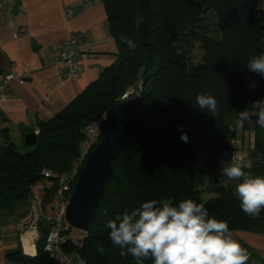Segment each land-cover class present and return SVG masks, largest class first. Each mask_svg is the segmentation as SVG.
<instances>
[{"label":"trees","instance_id":"1","mask_svg":"<svg viewBox=\"0 0 264 264\" xmlns=\"http://www.w3.org/2000/svg\"><path fill=\"white\" fill-rule=\"evenodd\" d=\"M103 3L117 45L116 61L63 111L39 121L38 142L31 150L19 152L10 142L0 147V216L21 217L30 197L29 176L35 173L37 178L44 168L69 170L79 154L83 128L105 116L104 134L111 126L112 113L127 102L121 101L122 94L149 78L141 97L121 118V152L112 162V175L90 221L86 244L80 250L83 258L88 264H137L130 255H119L106 223L153 199L172 203L193 199L203 203L211 217L226 220L232 232L264 235V210L258 218L246 215L233 192L234 182L221 173V161L231 162L242 129L255 133V142L245 156L253 159L252 173L264 175V158L255 159L258 153L264 154V128L246 122L236 127L234 123L238 111L264 99V77L246 68L251 57L264 53L261 0ZM209 13L215 18L214 33L206 19ZM121 35L137 44L135 50H129ZM195 41L204 50L197 63L191 56ZM198 93L217 99L218 116L197 108ZM184 133L187 142L181 140ZM203 194L212 197L205 200ZM40 232L35 255L17 249L7 254L8 260L12 264H53L44 250L45 222ZM101 247L103 253L98 251Z\"/></svg>","mask_w":264,"mask_h":264},{"label":"crops","instance_id":"2","mask_svg":"<svg viewBox=\"0 0 264 264\" xmlns=\"http://www.w3.org/2000/svg\"><path fill=\"white\" fill-rule=\"evenodd\" d=\"M82 1L0 0V147L9 142L17 147L39 121L63 111L115 63L117 45L104 3L84 7ZM70 35L78 38L81 64L74 76L63 65L42 61L44 55L56 56ZM19 217L0 216V264H12L7 254L22 249ZM233 235L251 254L248 264H264L263 234L238 230ZM35 254L36 248L28 255Z\"/></svg>","mask_w":264,"mask_h":264},{"label":"clouds","instance_id":"3","mask_svg":"<svg viewBox=\"0 0 264 264\" xmlns=\"http://www.w3.org/2000/svg\"><path fill=\"white\" fill-rule=\"evenodd\" d=\"M129 50L137 44L121 35ZM249 72L264 77V53L251 57L246 64ZM249 79H251L249 77ZM252 87L255 88L253 82ZM199 110L213 117L219 115L217 99L207 93L195 97ZM250 127L264 128V99L255 100L245 110L238 111L236 127L244 123ZM181 140L188 141L187 134ZM264 158L258 153L256 160ZM231 162L221 161V173L234 182L235 196L241 210L258 218L264 210V175H254L253 159L244 155L231 157ZM109 239L120 249L121 257L131 256L137 264H248L249 251L234 238L226 220L209 215L203 203L193 199H181L172 203L167 200H148L138 207L125 210L115 219L108 220ZM103 253L104 248L98 249Z\"/></svg>","mask_w":264,"mask_h":264},{"label":"built area","instance_id":"4","mask_svg":"<svg viewBox=\"0 0 264 264\" xmlns=\"http://www.w3.org/2000/svg\"><path fill=\"white\" fill-rule=\"evenodd\" d=\"M95 2L102 3L103 0H83L82 4L84 7H88ZM77 42L78 38L70 35L58 45L59 51L56 56L44 55L42 57L43 64H60L66 69L68 76L77 75L81 70L76 52ZM3 81H8L6 76H3ZM142 91L141 83L137 87L125 91L120 99L121 101L135 100L141 97ZM106 123V117L102 116L83 128L79 154L69 170L55 172L44 168L39 176L31 182L27 210L16 222V229L20 234L22 250H25L23 251L25 254H29L27 246L36 248L37 242L41 238L40 225L45 222L47 233L44 250L53 264H88L80 251L84 246V240L88 237V232L73 227L66 219V210L75 183L89 154L100 142ZM35 132L38 135L40 129L37 127ZM231 154L240 156L235 147Z\"/></svg>","mask_w":264,"mask_h":264},{"label":"water","instance_id":"5","mask_svg":"<svg viewBox=\"0 0 264 264\" xmlns=\"http://www.w3.org/2000/svg\"><path fill=\"white\" fill-rule=\"evenodd\" d=\"M148 79H145L142 87ZM133 104L134 100L127 101L112 113L110 128L105 131L98 145L89 154L75 183L68 201L66 219L77 229L89 232L90 221L99 207L107 181L112 175V162L119 157L121 152V118ZM23 142L25 146L33 147L38 142V135L35 131H30L24 136ZM35 179L36 174L32 173L28 181L33 182ZM86 241L87 239L84 240V245Z\"/></svg>","mask_w":264,"mask_h":264},{"label":"rangeland","instance_id":"6","mask_svg":"<svg viewBox=\"0 0 264 264\" xmlns=\"http://www.w3.org/2000/svg\"><path fill=\"white\" fill-rule=\"evenodd\" d=\"M263 2L264 1L261 0L260 7H263L262 6ZM206 19L208 21L210 32L214 33L217 30L214 16L211 13H209ZM203 54H204V50L200 47L199 41H195L191 48V56H192L193 62L194 63L201 62ZM139 84H141V82ZM254 142H255V133L246 132L240 129L238 139L235 141L237 152H239L238 154L244 155V156L248 154L249 149L252 148ZM17 150L23 153V152H27L31 150V147L25 146L24 142L20 141L19 144L17 145ZM233 192L235 194L234 190ZM202 197L203 199L207 200L212 196H209L208 194H203ZM26 249H27V252H32V251L34 252V248L32 247L27 246ZM36 251H37V245H36Z\"/></svg>","mask_w":264,"mask_h":264},{"label":"bare ground","instance_id":"7","mask_svg":"<svg viewBox=\"0 0 264 264\" xmlns=\"http://www.w3.org/2000/svg\"><path fill=\"white\" fill-rule=\"evenodd\" d=\"M30 247H33V246H30Z\"/></svg>","mask_w":264,"mask_h":264}]
</instances>
